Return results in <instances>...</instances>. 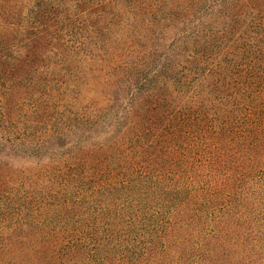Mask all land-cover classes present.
<instances>
[{
  "label": "trees",
  "instance_id": "obj_1",
  "mask_svg": "<svg viewBox=\"0 0 264 264\" xmlns=\"http://www.w3.org/2000/svg\"><path fill=\"white\" fill-rule=\"evenodd\" d=\"M0 264H264V0H0Z\"/></svg>",
  "mask_w": 264,
  "mask_h": 264
}]
</instances>
